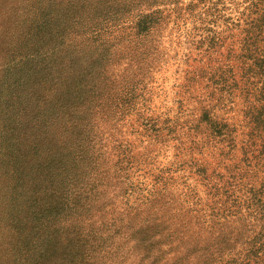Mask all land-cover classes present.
<instances>
[{
    "label": "rangeland",
    "instance_id": "rangeland-1",
    "mask_svg": "<svg viewBox=\"0 0 264 264\" xmlns=\"http://www.w3.org/2000/svg\"><path fill=\"white\" fill-rule=\"evenodd\" d=\"M44 6L18 103L0 70V264H264V0Z\"/></svg>",
    "mask_w": 264,
    "mask_h": 264
},
{
    "label": "trees",
    "instance_id": "trees-1",
    "mask_svg": "<svg viewBox=\"0 0 264 264\" xmlns=\"http://www.w3.org/2000/svg\"><path fill=\"white\" fill-rule=\"evenodd\" d=\"M46 4L54 5L55 0H0V30H4L6 34L8 32L5 31L7 28L8 30H13L14 32L10 37H14L15 39L14 44L9 47L11 55L9 56V58L2 59L3 61H7V63H5V67H0V70L4 69V71L6 72L5 77H8L9 75V81L7 82L6 88L7 90H9V99L12 103H18L21 96V91L23 89V87L21 86V81L17 77V74L26 73L25 71L27 70L24 65L26 61H33L35 57H39L42 55L34 54L32 55L33 58H30L27 54L28 50L26 51V53H24L26 49V34H24V29L28 33L30 22L34 20V17H38L39 15H42V17H44V15L54 14L50 6H44ZM42 10L46 12L42 13ZM42 19L40 23H42ZM16 34L18 35L15 36ZM13 138L15 139V134ZM8 152L10 153V151ZM23 263L31 264L28 260V257L24 259Z\"/></svg>",
    "mask_w": 264,
    "mask_h": 264
}]
</instances>
